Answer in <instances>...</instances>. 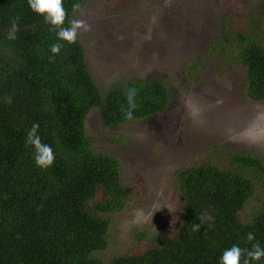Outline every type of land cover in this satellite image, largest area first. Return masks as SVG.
Instances as JSON below:
<instances>
[{"label": "trees", "instance_id": "trees-1", "mask_svg": "<svg viewBox=\"0 0 264 264\" xmlns=\"http://www.w3.org/2000/svg\"><path fill=\"white\" fill-rule=\"evenodd\" d=\"M81 2L63 0L65 27L72 5ZM253 8L232 18L224 34L233 36L242 95L264 102V0ZM17 16L19 31L10 40ZM51 27L27 0H0V264H219L233 244L250 249L258 241L264 248V178L257 176L264 164L253 154H232L225 167L207 160L177 169L173 231L139 232L130 250H115L113 216L133 194L118 159L91 147L86 116L97 111L101 124L112 127L160 115L171 87L163 79L126 77L101 92L78 36L74 44L58 41ZM57 42L63 47L53 56L50 46ZM198 64L192 57L185 69ZM128 87L138 89L131 119L120 110L127 108ZM34 122L55 154L47 169L36 166L34 149L25 145ZM205 211L213 219L201 224L197 215ZM250 232L255 239L246 243ZM252 264H264V257Z\"/></svg>", "mask_w": 264, "mask_h": 264}, {"label": "rangeland", "instance_id": "rangeland-1", "mask_svg": "<svg viewBox=\"0 0 264 264\" xmlns=\"http://www.w3.org/2000/svg\"><path fill=\"white\" fill-rule=\"evenodd\" d=\"M256 1L82 0L73 12L70 21L91 26L78 39L101 92L126 77L163 79L171 87L160 115L112 127L97 111L86 116L91 147L118 159L133 194L113 216L116 251L130 250L139 232L173 231L179 208L173 175L180 167L207 160L225 167L232 154H253L264 164V102L242 95L233 36L224 34L232 18L255 11ZM192 57L199 64L187 70Z\"/></svg>", "mask_w": 264, "mask_h": 264}, {"label": "clouds", "instance_id": "clouds-1", "mask_svg": "<svg viewBox=\"0 0 264 264\" xmlns=\"http://www.w3.org/2000/svg\"><path fill=\"white\" fill-rule=\"evenodd\" d=\"M30 9L42 15L44 21L51 25L50 31H55L58 41H65L68 44L76 43L77 36L79 32L90 31L91 26L83 19H72L69 26L65 27L64 22L67 18V11L64 8L63 0H27ZM73 11L81 9L79 3L72 5ZM19 17H15L11 21V27L8 31V39H16V33L19 31V25L17 23ZM63 44L57 42L50 46V51L53 56L59 54L60 49ZM138 89L135 87H128L125 89L124 95L127 102V108L121 105L120 110L124 113L126 118L131 119L132 113L136 109V96ZM39 122H34L30 129H28L25 138V145L31 146L33 151V159L36 166L41 169H47L51 167L55 160V154L50 145L45 144L41 141L38 134L39 132ZM170 211L173 209L169 208ZM197 219L200 220L201 224L204 222L211 221L213 219L212 215L205 211L197 215ZM209 227L211 224L208 225ZM200 224H193L192 230L199 231ZM255 239L253 233H248L246 235V243L251 242ZM264 257V248H262L257 241L251 244V248H241L237 244H233L230 248L225 249L219 258V264H252L253 261H259Z\"/></svg>", "mask_w": 264, "mask_h": 264}]
</instances>
